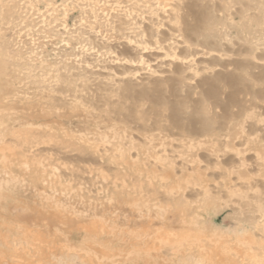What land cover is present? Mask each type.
Instances as JSON below:
<instances>
[{"label":"rangeland","instance_id":"1","mask_svg":"<svg viewBox=\"0 0 264 264\" xmlns=\"http://www.w3.org/2000/svg\"><path fill=\"white\" fill-rule=\"evenodd\" d=\"M211 1L176 20L155 0H0V264H135L136 237L205 238L264 264V116L244 79L264 19ZM175 39L195 80L161 49ZM140 56L169 74L120 83L147 73ZM221 62L231 78L212 97L181 96ZM166 100L195 134L165 137Z\"/></svg>","mask_w":264,"mask_h":264},{"label":"bare ground","instance_id":"2","mask_svg":"<svg viewBox=\"0 0 264 264\" xmlns=\"http://www.w3.org/2000/svg\"><path fill=\"white\" fill-rule=\"evenodd\" d=\"M120 1L121 0H118V4H120ZM155 1L160 4L159 6H161V4H163V11L167 17L174 18L176 20H184L186 17L192 16V14H194L196 11H197V14H198V12L200 13V11H201V10H197V9L195 10V8L193 6H190L189 5L190 0H155ZM203 1L207 2V4L211 5V7H212L213 4H212L211 0H203ZM209 11H210V13L213 12L212 13L213 16H215V14H220L218 16H221V14H223V13H219L222 10H217V8H215L214 10L213 9L209 10ZM234 13H236V11ZM244 13H245V19L246 20H249L252 18L251 13L253 14L252 16H254V17L261 15V16H263V19H264V0H246ZM198 16H200V15H198ZM186 26H185V28H183L184 34H187L186 28L187 27L190 28L189 25L187 27ZM261 32L263 33L262 34L263 42L261 43L263 55H260L258 58H256L254 55H252V59H257V61H258V64L254 68V69H256V74L251 75L249 73H246V76L244 79L247 82V83H245V86H246L245 92L247 93V95L253 94V95L257 96V98H258L257 102H259V104L257 102H255V108H256V110H258L260 116H264V30H262ZM186 37L187 36L182 35L181 39L185 40ZM137 43L138 42H136V44ZM182 45H183V42L180 39H175L172 42V44H170V46L165 45V46H162L161 49L164 50L166 57L172 59V61H170V62H171V64H174V66L176 68L178 67L183 71H186V70L193 71L195 74V76H194V80H195V78L197 77L196 75L197 74L199 75V73H200L199 70L194 68L192 65L181 64L180 62L177 61L181 57L180 53H181ZM127 46H128V49L132 50V51L135 50L134 48H138L137 50H141V51L147 50V47L145 48V47H141L139 45L136 47L133 42H131ZM220 57L224 58L225 56L220 55ZM220 57H218V58H220ZM143 58H144L143 56H140L141 61L144 62L143 64L148 65L147 71H144V68H141V67H138L137 69H135V71L137 73L139 71L147 72V73L142 74L141 72H139L141 74L135 75L136 76L135 78H134V75L126 76L125 79L120 81V83L121 82H132V83L135 82V86L143 87L145 84H148V85L152 84V79L154 77L156 78V74H159V75L165 74V73L169 74L168 70H165L162 72L159 71L157 65L152 64V60L151 61L149 59L145 60ZM221 58L218 60H221ZM214 60H216V59H214ZM168 66H170V64H168ZM229 66L224 64V62H221L219 64L220 70H218L219 71L218 73H216V72L214 73L215 76L210 75L212 77H209V78L206 76V78L204 80L200 81L195 87H193V86L189 87V85H185V86L181 87L180 88L181 92H182L181 96L187 97V95H189L191 93L195 94V91L199 89L200 92L202 93V95H204L205 97H207L208 94H210V97H212L211 91H212V89H215V85H214L215 81L221 80L222 76H224V79L222 81H226L225 76L229 77L228 79L231 78L229 76V75H231L230 70H229L230 69ZM206 70H208V69H206ZM124 73H125L124 75L127 74L126 72H124ZM130 74H132V73L130 72ZM142 75H145V77H142ZM160 79H162V77ZM164 81H166V79H164ZM256 87H257V89L254 92V89ZM170 89H171V92H170L171 97H176L178 95L177 92L180 91V89L178 91L177 88H175V86H171ZM183 92H185V93L183 94ZM149 94L152 95L151 92H149L148 95ZM166 103L168 104V105H166L167 109H168V111H170V114H169V117L167 120L170 121L171 124L161 128L162 133H165V132L167 133V135L165 137H173L174 135L178 134L175 132V130H177V129H181V131L185 134H188L189 137L191 135L195 134L194 130H184L182 128V126L177 124L178 120L180 119V113L176 112V107L171 103V101L166 100ZM189 123H192V122H189ZM192 124H189V126ZM184 128H187V127H184ZM192 129H193V127H192ZM252 133L254 134V132H252ZM252 133H251V135H252ZM235 136H236L235 138L238 139L240 143H242V144L244 143L243 139H242L243 136H239L238 138H237L238 135H235ZM233 138H234V136H233ZM231 140H233V139H231ZM136 238L140 239V240L133 242L134 249H132L133 250V256H132L133 258L132 259H134L138 264H150V261L148 260V258L153 256L152 253L155 251H156L155 257H156L157 261L152 260V258L154 256L152 258H150V260H152V262L156 261V264H168V262L171 264H256V262L245 263L247 259H245V260L243 259L242 261L237 260L238 255L233 254V253H229L226 246H223L221 248V243L215 242L213 240L205 239V238L204 239L198 238V239L191 241V242L186 241V242H178V243H173L172 241H169L170 238L169 239L155 238V239H151V240H146V237L144 240L142 237H136ZM146 248L149 250L148 252H144ZM219 249H222L220 251V253L217 252V251H219ZM152 250H155V251H152ZM209 250H211V251L209 252ZM141 255L144 256V259H141ZM70 257L71 258H69V261H67V263H69V264H84V262L79 257H77V255L70 256ZM111 261H113V260H111ZM136 262H135V264H136Z\"/></svg>","mask_w":264,"mask_h":264}]
</instances>
